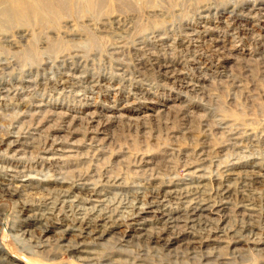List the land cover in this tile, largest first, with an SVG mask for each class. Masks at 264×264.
Listing matches in <instances>:
<instances>
[{"label": "rangeland", "instance_id": "1", "mask_svg": "<svg viewBox=\"0 0 264 264\" xmlns=\"http://www.w3.org/2000/svg\"><path fill=\"white\" fill-rule=\"evenodd\" d=\"M100 1L0 0V264H264V0Z\"/></svg>", "mask_w": 264, "mask_h": 264}, {"label": "bare ground", "instance_id": "2", "mask_svg": "<svg viewBox=\"0 0 264 264\" xmlns=\"http://www.w3.org/2000/svg\"><path fill=\"white\" fill-rule=\"evenodd\" d=\"M50 1H51V2L49 3V8H50V10H51V9L55 8L56 3H57L58 1H60V0H53V1L50 0ZM99 1H100V0H99ZM100 2H101V1H100ZM36 7H37V5L34 7V11H37V10H36ZM16 11L19 12V13H21V10H20L19 7L17 8ZM23 14L28 15V11H25ZM163 67H164V66H163ZM172 69H173V68H172ZM226 189L228 190V188H226ZM226 189H225V190H226ZM95 192H96V191H95ZM224 193H225V192H224ZM99 211H100V210H99ZM116 213H117V212H116ZM32 214H33V213H32ZM32 214H31V215H32ZM29 216H30V215H29ZM40 216H42V215H40ZM40 216H38V219L43 218V217H40ZM39 217H40V218H39ZM31 218H32V217H31ZM34 219H36V216H35ZM35 221H36V220H35ZM40 221H41V220H40ZM81 226H82V225H81ZM99 229H100V228H99ZM93 230H94V229H93ZM97 231H99V230H97ZM104 231H106V230H104ZM87 232H88V231H87ZM87 232H86V233H87ZM102 232H103V230H102ZM102 232H100V233H102ZM140 233H143V232H140ZM140 233H139V234H140ZM139 234H138V235H139ZM145 235H146V234H145ZM101 237H102V236H101ZM145 238H146V237H145ZM45 239H46V238H45ZM105 239H106V238H105ZM41 240H42V239H41ZM41 240H40V241H41ZM46 242H47V241H46ZM44 243H45V242H44ZM46 244H47V243H46ZM59 245H60V244H59ZM60 246H63V245H60ZM64 246H65V245H64ZM40 248H41V247H40ZM71 248H72V247H71ZM74 248H75V247H74ZM74 248H73V249H74ZM44 249L47 250L46 248H44ZM48 249H49V248H48ZM125 250H126V249H125ZM127 250H128V249H127ZM118 253H119V252H118ZM39 254H40V253H39ZM121 254H122V253H121ZM3 260H4V259H3ZM112 262H113V261H112ZM36 264H37V263H36ZM38 264H39V262H38ZM41 264H42V263H41ZM43 264H44V263H43Z\"/></svg>", "mask_w": 264, "mask_h": 264}]
</instances>
